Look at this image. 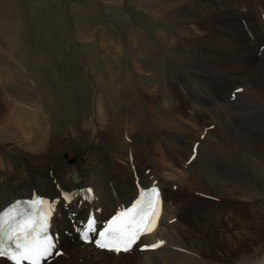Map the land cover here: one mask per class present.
<instances>
[{"label":"bare ground","instance_id":"1","mask_svg":"<svg viewBox=\"0 0 264 264\" xmlns=\"http://www.w3.org/2000/svg\"><path fill=\"white\" fill-rule=\"evenodd\" d=\"M7 1L0 0V16L4 12L11 13L12 7ZM100 1L115 18L138 34L140 42L133 49L135 60L153 75L160 74L159 85L165 86L166 93L157 90L158 84L156 90L150 89L158 80L149 84L130 74L126 80H120L122 71L118 68L116 77L122 91L119 96L123 99L114 107L119 108V116L108 111L104 94H99V109H104L109 121L103 145L95 121L92 118L82 120V129L86 132L84 139L95 142L100 149L93 148L71 165L58 162L51 170L5 176L3 173H8V169L3 168L0 170V204L23 192L31 193L33 189L54 197L59 196L61 189L93 184L100 196L97 204L107 214L119 201L134 193L130 151L136 174L146 180L153 174L152 177L161 180L164 195L173 203V209L169 207L165 211L160 231L166 238V246L155 250L154 256L135 251L115 254L79 242L73 234H61L64 255L68 259L60 264H264V46L260 48L264 45L261 19L264 0H131L136 8L156 21H176V36L158 31V41L132 20L123 0ZM253 3L256 14L237 7ZM239 20L243 25H251L255 41L252 40L254 36L251 39L244 32ZM11 25L10 18H0V37L11 46L22 47L18 31V35H11ZM77 36L81 41L94 38L82 33ZM96 40L101 49L111 48L113 58L119 59L123 54L120 44L117 45L120 40L112 36L107 38L103 33ZM174 41L176 83L169 78L163 65L165 60L171 64L166 58L171 53H166L175 45ZM27 85L29 91L23 87L22 91L19 88L11 91V111L15 113L18 127L3 128L7 134L19 135L18 143L31 151L39 150L43 155L50 152L47 144L51 138L58 137L53 135L57 124H53L51 116L45 121L49 127H34L38 112L42 110L37 104L42 94L32 89L30 82ZM235 85H241L242 90L230 99V90ZM111 93L115 97L116 94ZM117 99L114 98L115 103ZM58 101L61 102L60 98ZM139 106H145L150 121L165 130L155 131L151 137H157L163 144L164 160L153 157L156 149L145 140L150 133L139 124H135L130 133L126 132L130 142L124 140L122 125L133 119L131 108ZM188 108L193 109V114ZM81 111L73 105L68 112ZM77 118L78 115L63 117L70 123ZM33 130L40 134L28 135ZM194 140H199L196 156L183 168L182 162L188 157ZM69 156L65 158L68 161L76 158ZM124 160L127 170L121 171L118 165L124 163L125 168ZM190 170H196L197 176L192 177ZM72 172L77 179L71 177ZM174 183L176 188L172 190ZM238 200L241 202L236 203ZM57 203L58 209H62V200ZM71 206L70 211L78 209ZM226 209L231 211L228 223L235 221L231 225L219 220ZM167 214H174L176 219L167 223ZM60 257L56 261H60Z\"/></svg>","mask_w":264,"mask_h":264},{"label":"rangeland","instance_id":"2","mask_svg":"<svg viewBox=\"0 0 264 264\" xmlns=\"http://www.w3.org/2000/svg\"><path fill=\"white\" fill-rule=\"evenodd\" d=\"M123 2L132 20L140 26V29H145L151 33L156 39L155 41H158L156 37L158 31L172 33L176 36V21H156L144 10L139 7L136 8L131 0H123ZM6 4H9L10 8L12 7L11 13L8 15L4 12V16L1 15L0 18L11 19V35L14 36L13 34H17L18 31L19 35H17L20 37L23 46H11L9 41L0 37V52L2 53L0 54V170L5 167L8 169V173L6 171L3 175L13 176L16 173L25 174L30 171L51 170L56 167L58 162L71 165L78 162L84 154L93 148L100 149L95 142L84 139L86 132L82 129V120L92 118L95 121L96 129L100 130L98 137H101V144L105 143V133H107L109 121L104 109H99V94H104V102H108V111L119 116V108L114 107L115 104L119 106L123 99L122 96H119L122 91L120 90L119 79L116 77L118 68L122 71L120 80H126L129 74L143 78V80L149 81V84H152L151 81L158 80V83L152 84L150 89L156 90L158 84L157 90L163 94L166 93L165 86L159 85V82L162 81L161 78H158L160 74L153 75V72L141 67L140 61L135 60L133 49L139 45L137 44L140 42L138 34L134 33L127 24L115 18L110 10L102 6L100 0H8ZM237 7L246 13L256 14L254 3L247 6L243 5V8L240 5ZM239 22L244 32L251 39L254 36L252 40L255 41L256 35L251 25L245 23V27L241 20ZM98 32L106 34L107 38L112 36L120 40L117 45L120 44L119 49H123V54L119 59L111 56V48L105 46L101 49V44L96 40L100 34ZM79 33L87 37L92 35L94 38L81 41L77 36ZM173 44L175 45L170 46L168 53H166H171L166 57L169 58L167 60H170L171 64L168 65L164 58L163 65L168 70L169 78H172L171 80L176 83V42L174 41ZM158 45L161 44L158 43ZM160 55H163L162 51ZM165 80L167 81L166 78ZM27 82L32 84V89H36L35 91L42 94L37 103L42 107V110L38 112L39 119L37 118L34 127L45 126L47 128L49 124H45V121L48 117L54 118V120L50 119L53 120L54 125L57 124L56 132L53 135L56 134L58 137H52L47 145L48 150L51 151L52 147L53 151L57 152L56 156L59 157L50 152L40 155L39 150H29L25 145L18 143L19 135L7 134L3 128L18 127L15 113L12 114L11 111L13 101H11V91L13 92L17 88L22 91V87L29 91ZM111 92L116 94V99L117 96L120 98L117 99L116 103ZM59 98L61 102L58 101ZM85 100H87L86 103H84ZM73 105L80 107L82 111L69 114L68 111ZM188 109L193 114V109ZM131 110L133 119L122 125V130L126 135H124V140L127 143L130 142L126 132L130 133L135 124H139L140 127L150 133V135H146L145 140L146 144L149 142L156 149L152 153L153 157L164 160L166 154L163 153V144L157 137L151 139L155 135V131L161 132L163 127L150 121L145 106L131 108ZM69 115H78L79 118L70 123L63 119ZM72 118L74 119V117ZM72 118L69 120H73ZM21 128L24 129L23 126ZM38 134L40 133L33 130L28 135L35 137ZM119 137L122 140L121 133ZM29 138L31 139V136ZM108 140L111 141L109 137ZM68 155H70L69 158L73 156L76 158L68 161L66 160ZM1 157L6 158V164L3 167H1ZM128 157L130 158V170L134 171L130 151ZM119 163L118 168L121 171H126V162L125 168L124 163ZM189 173L191 176L193 175L192 177H196L198 172L190 170ZM159 181L161 182V180ZM172 190L175 189L172 188ZM239 202L241 201L238 200L236 203ZM230 212V209H226L221 213L219 220L224 223L230 222L231 217L228 216ZM67 259V255H63L57 262L60 263Z\"/></svg>","mask_w":264,"mask_h":264},{"label":"snow or ice","instance_id":"3","mask_svg":"<svg viewBox=\"0 0 264 264\" xmlns=\"http://www.w3.org/2000/svg\"><path fill=\"white\" fill-rule=\"evenodd\" d=\"M144 192L152 190L145 189ZM156 195L158 193L152 192L147 201L144 195H141L126 210L111 217L106 222V227L99 232V239L95 241L97 246L116 252H127L141 235L152 232L155 217L158 215ZM27 203L29 211H18L14 204L10 206L12 213L7 218L0 212V257H8L14 264H21V261L40 264L42 258L53 255L52 250L56 247L53 238L47 234V220L51 213L45 208L43 198ZM95 225L96 221L90 216L86 225L87 231L82 233V239H89V231H95ZM158 246L150 245L153 248Z\"/></svg>","mask_w":264,"mask_h":264}]
</instances>
